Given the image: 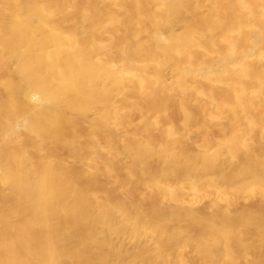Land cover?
Masks as SVG:
<instances>
[{"label": "bare ground", "instance_id": "obj_1", "mask_svg": "<svg viewBox=\"0 0 264 264\" xmlns=\"http://www.w3.org/2000/svg\"><path fill=\"white\" fill-rule=\"evenodd\" d=\"M0 264H264V0H0Z\"/></svg>", "mask_w": 264, "mask_h": 264}]
</instances>
